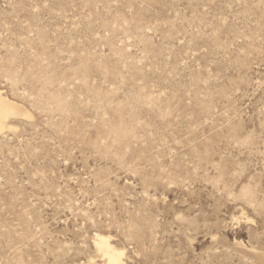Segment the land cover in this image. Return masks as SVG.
Wrapping results in <instances>:
<instances>
[{"label": "rangeland", "instance_id": "1", "mask_svg": "<svg viewBox=\"0 0 264 264\" xmlns=\"http://www.w3.org/2000/svg\"><path fill=\"white\" fill-rule=\"evenodd\" d=\"M0 264H264V0H0Z\"/></svg>", "mask_w": 264, "mask_h": 264}, {"label": "bare ground", "instance_id": "2", "mask_svg": "<svg viewBox=\"0 0 264 264\" xmlns=\"http://www.w3.org/2000/svg\"><path fill=\"white\" fill-rule=\"evenodd\" d=\"M23 118L31 119L32 115L20 104L3 95L0 90V133L9 129V119ZM92 244L105 264H124L122 260L123 252L116 249L109 236L94 234Z\"/></svg>", "mask_w": 264, "mask_h": 264}]
</instances>
